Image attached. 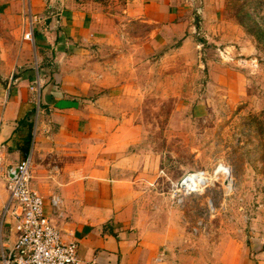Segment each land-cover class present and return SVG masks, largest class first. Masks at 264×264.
<instances>
[{
  "label": "crops",
  "instance_id": "1",
  "mask_svg": "<svg viewBox=\"0 0 264 264\" xmlns=\"http://www.w3.org/2000/svg\"><path fill=\"white\" fill-rule=\"evenodd\" d=\"M29 3L38 24L34 45L22 39L19 55L11 62L0 61L4 169L32 152V185L43 195L45 212L63 238L77 242L82 260L161 264L156 261L155 240L132 226L142 182L150 178L142 168L153 163L143 152L129 150L140 131L124 121L139 120L140 114L150 111L148 100H143L139 113L128 107L141 101L136 92L150 87L153 58L149 56L194 35L198 20L200 24L209 20L193 13L191 0ZM20 14L15 22L19 40L26 13ZM29 47L31 51L34 47L40 65L35 93ZM225 75L237 77L230 71ZM219 77L210 73L211 82ZM52 194L62 200L60 217L50 215ZM7 222L0 253L15 238L13 219Z\"/></svg>",
  "mask_w": 264,
  "mask_h": 264
},
{
  "label": "rangeland",
  "instance_id": "2",
  "mask_svg": "<svg viewBox=\"0 0 264 264\" xmlns=\"http://www.w3.org/2000/svg\"><path fill=\"white\" fill-rule=\"evenodd\" d=\"M191 1L193 13L209 21L149 56L150 87L136 92L142 102L128 105L139 113L148 100L149 112L124 122L140 131L129 150L153 163L142 168L150 178L132 226L155 240L161 264H264V0ZM29 6L0 0V61L19 55L15 22ZM29 49L32 73L40 72ZM211 72L222 77L211 82ZM221 165L232 188L215 174ZM199 170L212 176L208 186L173 199L171 184Z\"/></svg>",
  "mask_w": 264,
  "mask_h": 264
},
{
  "label": "built area",
  "instance_id": "3",
  "mask_svg": "<svg viewBox=\"0 0 264 264\" xmlns=\"http://www.w3.org/2000/svg\"><path fill=\"white\" fill-rule=\"evenodd\" d=\"M37 23L36 15L30 11L22 24V39L34 45V32ZM39 76L31 86L32 91H38ZM228 169V167H227ZM226 169V170H227ZM222 180L227 178L229 170ZM221 178L217 176L215 180ZM0 239L2 229L8 224L7 219H13L15 238L11 245L2 249L0 264H94L84 261L78 254L77 242L64 239L61 230L53 223L45 212L43 195L32 185V152L26 154L16 165L4 169L0 155ZM212 176L204 170L184 175L179 181L171 184L170 196L180 202L185 195H190L199 188L208 186ZM2 189L5 197L2 198ZM50 215L60 217L63 213L62 200L57 194L49 199ZM163 257H157L162 261Z\"/></svg>",
  "mask_w": 264,
  "mask_h": 264
},
{
  "label": "bare ground",
  "instance_id": "4",
  "mask_svg": "<svg viewBox=\"0 0 264 264\" xmlns=\"http://www.w3.org/2000/svg\"><path fill=\"white\" fill-rule=\"evenodd\" d=\"M218 169H219L220 171H222L224 174H226V171H228L227 167H225V166L222 167V165L219 166ZM226 169H227V170H226ZM228 179H229V178H227V180H228ZM224 180H225V179H224ZM224 180H223V181H224ZM229 181H231V178L229 179Z\"/></svg>",
  "mask_w": 264,
  "mask_h": 264
},
{
  "label": "water",
  "instance_id": "5",
  "mask_svg": "<svg viewBox=\"0 0 264 264\" xmlns=\"http://www.w3.org/2000/svg\"><path fill=\"white\" fill-rule=\"evenodd\" d=\"M224 185H226V186H228V187H230V188H232V182L231 181H229V179L227 180V178H225V180H224Z\"/></svg>",
  "mask_w": 264,
  "mask_h": 264
},
{
  "label": "trees",
  "instance_id": "6",
  "mask_svg": "<svg viewBox=\"0 0 264 264\" xmlns=\"http://www.w3.org/2000/svg\"><path fill=\"white\" fill-rule=\"evenodd\" d=\"M96 1H101V0H96Z\"/></svg>",
  "mask_w": 264,
  "mask_h": 264
}]
</instances>
